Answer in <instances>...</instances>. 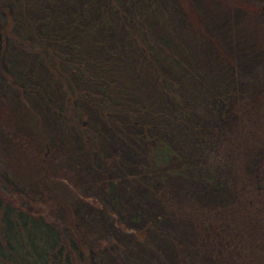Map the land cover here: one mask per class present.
<instances>
[{
	"label": "trees",
	"instance_id": "obj_1",
	"mask_svg": "<svg viewBox=\"0 0 264 264\" xmlns=\"http://www.w3.org/2000/svg\"><path fill=\"white\" fill-rule=\"evenodd\" d=\"M216 5L0 0V264H264V25L213 31L264 4Z\"/></svg>",
	"mask_w": 264,
	"mask_h": 264
},
{
	"label": "rangeland",
	"instance_id": "obj_2",
	"mask_svg": "<svg viewBox=\"0 0 264 264\" xmlns=\"http://www.w3.org/2000/svg\"><path fill=\"white\" fill-rule=\"evenodd\" d=\"M245 2L249 5L253 2L264 4V0H245ZM203 3L208 6L207 8L217 6L216 0H203ZM213 22V31L215 35L220 38L218 43L222 50H225L226 53L228 51L230 53L235 51L236 56L243 54L244 57H247L244 61L246 63L247 71L252 70V65L255 66L258 64L263 57L259 40L257 39V41H255V33H257L256 29L258 30L259 28L261 30L264 25L263 14H251L250 10L247 9H227ZM229 27L236 29V33H232V36H229L226 33V30H228ZM254 52L255 54H253ZM249 53H252L253 55L251 56ZM249 56H251V58H249ZM258 57L260 58L257 59ZM135 148L138 149L137 152L129 147L128 143L124 147V150L129 155L138 159L140 157V150L137 146H135Z\"/></svg>",
	"mask_w": 264,
	"mask_h": 264
}]
</instances>
